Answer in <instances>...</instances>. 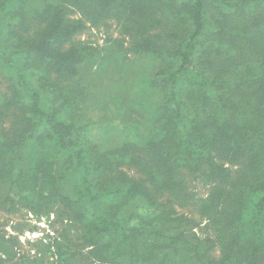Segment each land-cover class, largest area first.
<instances>
[{"label": "trees", "instance_id": "16d2710c", "mask_svg": "<svg viewBox=\"0 0 264 264\" xmlns=\"http://www.w3.org/2000/svg\"><path fill=\"white\" fill-rule=\"evenodd\" d=\"M110 20L127 51L151 55L143 87L158 101L94 138L74 119L81 85L50 73L79 74L98 50L75 36ZM8 69L18 87L0 89V115L15 105L20 116L0 133V208L74 229L83 242L60 260L264 264V0H0V76ZM119 127L129 132L107 134ZM196 179L210 186L204 197ZM140 204L152 213L135 226ZM12 239L0 226V264Z\"/></svg>", "mask_w": 264, "mask_h": 264}, {"label": "rangeland", "instance_id": "374dc122", "mask_svg": "<svg viewBox=\"0 0 264 264\" xmlns=\"http://www.w3.org/2000/svg\"><path fill=\"white\" fill-rule=\"evenodd\" d=\"M74 16H78V14H74ZM108 23V27L105 26L106 24H101L98 27L88 24L86 29L75 36L76 40L88 43L98 50L93 61L83 65L79 74L70 78H57V76L54 78L55 74L50 73L51 82L55 85H70L72 88L76 87V92H79V85H81V100L74 119L81 124L90 123L94 138L105 134L99 129L102 127L101 125H111L114 128L124 123L129 114L132 118L140 119L143 111L148 110L158 101L154 92H147L143 87V80L150 79L156 70V64L148 58L151 55L148 54V57H145L131 50L127 51L126 48L130 46V42L128 39L122 40L116 21L110 20ZM34 27V25L31 26V31L34 30ZM117 51L120 52V56H118ZM153 67L154 69H152ZM4 74L6 75L0 76V89L6 92L8 97H14L16 96L15 87L18 86L12 83L13 74L9 69ZM72 90L75 92L74 89ZM24 92V95H28V88ZM57 92L59 93L60 90ZM74 92L73 95L76 93ZM58 93L56 96L59 102L61 98ZM8 108V111L3 109L4 111L0 115L2 120L0 133L2 132L4 135L17 125L15 120L20 116L19 107L13 105ZM124 128L113 129L107 134L120 138V135H126L129 132L127 128ZM50 150L58 154L54 146ZM22 160L25 161L26 159L22 158ZM127 171L129 170L127 169ZM209 188L210 186L200 179L194 180L193 189L197 197H204ZM191 207L194 217L203 221L195 212L194 207ZM150 209L146 204L135 207V214L129 223L140 226L141 217L146 218L152 213ZM183 210L186 211V208ZM121 216V218L124 217L123 214ZM0 226L6 237L15 238L10 241L15 252L14 257L3 264L12 262L21 264L19 263L20 260L22 264H30L28 259L31 260V264H79L75 258H71L69 255L64 258L65 260H62L63 257L61 260L59 259L61 248L67 247L66 251L71 250L72 247L79 249L83 240L79 239L80 235L72 228L66 232L64 229L66 225L63 226L59 221H55L53 214L36 215L21 206L13 212H7L0 208ZM195 231L196 234L203 235L199 228H196ZM163 232L168 233L169 230ZM209 233L213 235L211 231ZM108 238L109 235L103 237L102 241L107 242ZM164 253L161 250L160 256L164 257ZM29 256L37 257V261H32ZM165 260H167V264H186L176 256L171 255ZM84 261L83 264H86L89 260L85 259ZM95 264H99V261L96 260Z\"/></svg>", "mask_w": 264, "mask_h": 264}]
</instances>
